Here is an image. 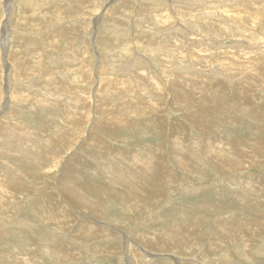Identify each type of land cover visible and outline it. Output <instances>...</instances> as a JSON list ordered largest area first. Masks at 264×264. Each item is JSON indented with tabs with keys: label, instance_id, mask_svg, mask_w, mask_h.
<instances>
[{
	"label": "rangeland",
	"instance_id": "obj_1",
	"mask_svg": "<svg viewBox=\"0 0 264 264\" xmlns=\"http://www.w3.org/2000/svg\"><path fill=\"white\" fill-rule=\"evenodd\" d=\"M23 1L0 0V264H264V0Z\"/></svg>",
	"mask_w": 264,
	"mask_h": 264
},
{
	"label": "bare ground",
	"instance_id": "obj_2",
	"mask_svg": "<svg viewBox=\"0 0 264 264\" xmlns=\"http://www.w3.org/2000/svg\"><path fill=\"white\" fill-rule=\"evenodd\" d=\"M26 1H27V0H26ZM26 1L24 0L23 2H26ZM35 4H36V3H35ZM236 24H237V23H236ZM180 27H181V26H180ZM240 27H241V26H240ZM223 42H224V41H223ZM247 45H248V44H247ZM157 50H158V49H157ZM172 54H175V53H171V55H172ZM181 54H182V53H181ZM252 54H253V53H252ZM183 56H184V55H183ZM182 58H184V57H182ZM154 60H155V59H154ZM180 61H181V60H180ZM141 62H142V60H141ZM181 62H182V61H181ZM136 63H137V62H136ZM135 65H136V64H135ZM170 68H171V67H170ZM138 79H139V78H138ZM138 79H137V80H138ZM103 86H104V85H103ZM19 87H21V86H19ZM140 87H141V86H140ZM183 88H184V87H183ZM199 88H200V87H199ZM109 90H110V89H109ZM143 91H144V90H143ZM143 91H142V92H143ZM28 94H29V93H28ZM117 95H118V94H117ZM21 97H22V96H21ZM24 97H25V96H24ZM14 98H15V97H14ZM86 100H87V99H86ZM151 100H152V99H151ZM31 104H32V103H31ZM76 106H78V105H76ZM77 113H78V112H77ZM198 113L202 115L201 112H198ZM114 116H115V115H114ZM123 118H124V117H123ZM119 119H120V118H119ZM114 120H115V119H114ZM117 120H118V119H117ZM77 121H78V120H77ZM111 122H112V121H111ZM126 123H127V122H126ZM116 124H117V125L121 124V121L117 122ZM123 124H124V123H123ZM117 125H116V126H117ZM213 125H214V124H213ZM110 126H111V125H110ZM112 126H113V124H112ZM116 126H115V127H116ZM113 127H114V126H113ZM117 127H119V126H117ZM121 127H123V126H121ZM129 127H132V126H129ZM102 128H103V127H102ZM100 129H101V128H100ZM112 137H113V136H112ZM111 139H112V138H111ZM196 143H197V142H196ZM9 144H11V143H9ZM14 145H15V144H14ZM30 145H31V144H30ZM181 145H182V144H181ZM207 145H208V144H207ZM177 146H178V145H177ZM198 147H199V146H198ZM241 147H242V146H241ZM15 149H17V148H15ZM175 149H176V148H175ZM178 150H179V149H178ZM175 151H176V150H175ZM194 151H195V150H194ZM208 151H210V149H208ZM197 152H198V151H197ZM202 152H203V151H202ZM211 152H212V151H211ZM176 153H178V152L176 151ZM180 153H181V152H180ZM195 153H196V152H195ZM195 153H194V154H195ZM204 153H205V152H204ZM196 154H198V153H196ZM207 154H208V152H207ZM99 155H100V154H99ZM195 156H196V155H195ZM200 156H201V155H200ZM210 156H211V154H210ZM192 157H193V156H192ZM201 157H202V156H201ZM197 158H198V157H197ZM197 158H196V159H197ZM199 158H200V157H199ZM199 158H198V159H199ZM38 159H39V157L37 158V160H38ZM133 159H134V158H133ZM157 159H158V158H157ZM198 159H197V160H198ZM200 159H201V158H200ZM220 160H221V159H220ZM48 161H49V160H48ZM53 161H54V160H53ZM198 162H200V161H198ZM214 162H215V161H214ZM220 162H221V161H220ZM229 162H230V161H229ZM216 163H217V161H216ZM222 163H223V162H222ZM38 164H39V163H38ZM38 164H37V165H38ZM40 164H41V163H40ZM148 164H149V163H148ZM31 165H32V164H31ZM44 166H45V167H44ZM44 166H43V167H40V169H38V170H43V171L46 170V171H47L48 168L50 167V162L47 163V162L45 161V165H44ZM112 166L115 167L114 165H112ZM149 166H150V168L148 169V171L151 170L153 167H155V165H154L153 162H151V163L149 164ZM32 167H33V166H32ZM146 167H147V166H146ZM205 167H206V166H205ZM110 168H111V167H110ZM117 168H118L117 166H116L115 168H111L110 171H112V173H114V171H115V174H116V173H117ZM128 168H129V167H128ZM103 169H104V172L107 170L106 167H103ZM219 169H220V168H219ZM36 170H37V168H36ZM36 170L33 169V174H36V173H37L38 170H37V171H36ZM108 170H109V169H108ZM221 171H222V170H221ZM38 172H39V171H38ZM50 172H51V171H50ZM126 172H127V171H126ZM126 172H125V173H126ZM41 173H42V172H41ZM68 173H69V172H68ZM102 173H103V172H102ZM149 173H150V171H149ZM116 175H117V174H116ZM124 178H125V177H123V179H124ZM81 180H82V179H81ZM161 181H162V180H161ZM232 181H233V180H232ZM138 182H139V181H138ZM114 183H115V182H114ZM65 187H66V185H65ZM120 197H121V196H120ZM134 199H135V198H134ZM131 200H132V199H131ZM121 201H122V200H121ZM127 203H128V202H127ZM89 204H90V203H89ZM51 213H52V212H51ZM91 213H92V212H91ZM46 214H47V213H46ZM47 215H48V214H47ZM175 230H176V229H175ZM207 230H208V229H207ZM142 238H143V237H142ZM225 238H227V237H225ZM227 239H228V238H227ZM131 249H132V248H131ZM111 256H112V255H111ZM149 258H150V257H149ZM59 259H60V258H59ZM200 263H201V262H200ZM218 264H219V263H218Z\"/></svg>",
	"mask_w": 264,
	"mask_h": 264
}]
</instances>
